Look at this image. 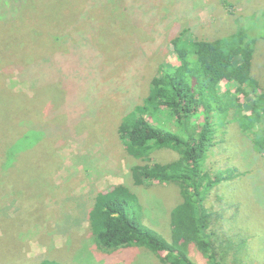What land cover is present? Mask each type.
Returning a JSON list of instances; mask_svg holds the SVG:
<instances>
[{
  "label": "rangeland",
  "instance_id": "1",
  "mask_svg": "<svg viewBox=\"0 0 264 264\" xmlns=\"http://www.w3.org/2000/svg\"><path fill=\"white\" fill-rule=\"evenodd\" d=\"M25 1L7 4L6 10L14 9L16 15L17 5L27 4L33 14L36 9ZM63 1L57 3H72ZM119 1L114 14L102 3L103 15L95 11L84 30L71 31L67 46L73 53L65 57L70 64L67 105L62 108L60 97L54 111L38 122L33 121L41 113L34 96L37 89L30 88L18 61V21L8 30L0 24V257L14 250L0 264L49 256L65 260L71 256L82 264H161L145 248L96 250L87 238V212L98 192L124 183L139 199L135 211L140 221L170 240V211L182 200L180 189L173 183L134 185L129 169L141 161L124 152L117 128L123 115L147 95L158 66L176 63L171 39L181 30L192 38L213 40L234 32L241 22H252L258 37L252 75L258 92L264 93V0H126V12ZM52 11L53 4L48 3L38 18ZM34 61L36 80L47 78L49 73ZM50 68L59 69L56 63ZM225 87L224 80L218 84L219 92ZM228 87L227 92H235L233 84ZM53 90V85L47 86L49 96ZM237 96L244 105L242 113L249 114L253 96L245 98L242 92ZM48 103L47 98L44 106ZM232 111L214 119L215 138L221 143L207 151L203 165L213 176L235 172L215 186L209 199L218 212L217 230L238 244L228 248L238 256L230 264H264V152L256 151ZM26 113L31 115L20 119L18 129V119ZM201 120L203 116L198 117ZM36 147L43 151H34ZM22 150L31 158L19 161ZM177 157L172 149H158L151 160L167 163ZM35 207L39 214L34 216ZM188 251L195 263L205 264L195 245L190 244Z\"/></svg>",
  "mask_w": 264,
  "mask_h": 264
},
{
  "label": "trees",
  "instance_id": "2",
  "mask_svg": "<svg viewBox=\"0 0 264 264\" xmlns=\"http://www.w3.org/2000/svg\"><path fill=\"white\" fill-rule=\"evenodd\" d=\"M14 1L18 4V0H0L2 16L13 12L11 18L0 15V24L2 29L8 30L18 21V61L23 65L22 73L30 88L37 89L34 96L38 98L41 113L33 117V121H43V115L50 109L54 111L53 106L60 97H63L62 108L67 105L66 72L70 64L65 57L73 53L67 46L71 31L84 30L93 12L103 15L102 3L114 14L118 0H72L67 6L57 3L63 0H30V5L36 9L31 15L27 4L17 5L16 15L14 9L7 11V4H15ZM48 3L53 4L52 13L38 18V12ZM119 5L124 12L129 10L126 0L119 1ZM5 19L8 22H4ZM251 25L252 22H241L234 32L213 40L192 38L185 29L171 39L176 63L164 62L158 66L147 95L123 115L117 128L124 152L141 161L129 169L134 185L173 183L180 189L182 200L170 211L171 238L165 239L140 221L135 211L139 199L123 183L98 192L87 212V238L96 250L112 253L140 247L154 254L161 264H197L189 257V245L193 244L204 256L205 264H230L238 259L237 253L228 249L238 244H232L224 231L217 230L218 212L209 199L215 186L235 170L213 176L203 164L207 151L221 143V138H215L214 119L221 114L228 115L231 110L232 115L237 114L233 120L239 122L256 151L264 152V93L258 92L259 83L252 75L253 45L258 37ZM34 60H39L49 73L47 78L36 80ZM53 63L59 69L52 71ZM224 80L226 90L220 93L218 84ZM230 84L235 87L233 93L227 92ZM48 85L54 86L51 96ZM240 92L245 98L253 96L249 114L242 113L244 105L237 98ZM47 98L49 103L45 107ZM24 115L18 119V129L20 119H28L31 114ZM199 116H203V121H198ZM36 148L34 151H43ZM158 149H172L178 157L167 163L152 162V154ZM23 158H31L30 153L19 152L18 160ZM37 214L38 210L34 211V216ZM21 226L23 223L18 222V227ZM10 251L4 256H11ZM70 257L65 260L49 256L39 261L21 257L18 264H82Z\"/></svg>",
  "mask_w": 264,
  "mask_h": 264
}]
</instances>
